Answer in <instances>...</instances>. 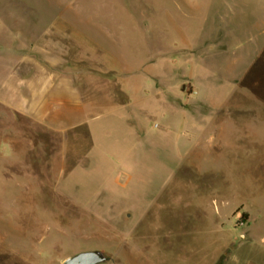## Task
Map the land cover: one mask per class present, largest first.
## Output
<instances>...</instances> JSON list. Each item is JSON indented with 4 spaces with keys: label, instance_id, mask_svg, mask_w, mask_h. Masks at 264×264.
Instances as JSON below:
<instances>
[{
    "label": "rangeland",
    "instance_id": "374dc122",
    "mask_svg": "<svg viewBox=\"0 0 264 264\" xmlns=\"http://www.w3.org/2000/svg\"><path fill=\"white\" fill-rule=\"evenodd\" d=\"M94 251L264 264V0H0V264Z\"/></svg>",
    "mask_w": 264,
    "mask_h": 264
},
{
    "label": "water",
    "instance_id": "95a60500",
    "mask_svg": "<svg viewBox=\"0 0 264 264\" xmlns=\"http://www.w3.org/2000/svg\"><path fill=\"white\" fill-rule=\"evenodd\" d=\"M111 259L102 252H83L73 257L67 258L64 264H102Z\"/></svg>",
    "mask_w": 264,
    "mask_h": 264
},
{
    "label": "crops",
    "instance_id": "0c3cea01",
    "mask_svg": "<svg viewBox=\"0 0 264 264\" xmlns=\"http://www.w3.org/2000/svg\"><path fill=\"white\" fill-rule=\"evenodd\" d=\"M74 84H72L71 83V81L70 80H61L58 84H55L54 85V88L56 87H58V88H60V89H62V91H63V95H62V99L63 98H66L64 101H67L66 102V104H65V106L63 107L65 110H66V112L68 111V112H70V111H76V109H77V106L75 105L76 103L75 102H71L72 101V98H73V96H72V93L71 92H69V90H74ZM51 88V87H50ZM74 95V94H73ZM67 99H69V100H67ZM54 100H55V102H56V99L54 98ZM72 104H73V106H72ZM63 109V110H64ZM64 112V111H63ZM65 112V113H66ZM67 112V113H68ZM54 113H57V112H54ZM63 118H66V114H65V117H62V119ZM249 215V214H248ZM249 220V219H248ZM248 238V234H244L243 235V239H247Z\"/></svg>",
    "mask_w": 264,
    "mask_h": 264
},
{
    "label": "trees",
    "instance_id": "16d2710c",
    "mask_svg": "<svg viewBox=\"0 0 264 264\" xmlns=\"http://www.w3.org/2000/svg\"><path fill=\"white\" fill-rule=\"evenodd\" d=\"M248 219H249V215L248 214H244L243 215V222L248 221Z\"/></svg>",
    "mask_w": 264,
    "mask_h": 264
}]
</instances>
